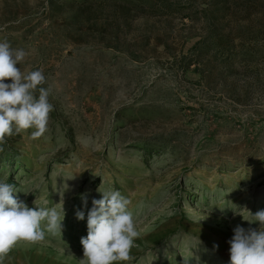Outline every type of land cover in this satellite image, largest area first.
<instances>
[{
	"label": "rangeland",
	"instance_id": "rangeland-1",
	"mask_svg": "<svg viewBox=\"0 0 264 264\" xmlns=\"http://www.w3.org/2000/svg\"><path fill=\"white\" fill-rule=\"evenodd\" d=\"M0 40L54 105L44 135L7 139L0 180L65 212L62 236L5 264H80L99 188L131 200L122 264H229L233 229L264 210V0H0Z\"/></svg>",
	"mask_w": 264,
	"mask_h": 264
},
{
	"label": "clouds",
	"instance_id": "clouds-1",
	"mask_svg": "<svg viewBox=\"0 0 264 264\" xmlns=\"http://www.w3.org/2000/svg\"><path fill=\"white\" fill-rule=\"evenodd\" d=\"M28 55L25 48L0 40V151L8 138L29 129H33L30 133L33 139L44 135L54 110L49 100L50 88L44 86L47 80L43 71L22 70ZM98 191L101 198H93L92 207L87 211V235L80 238L83 259L79 262L131 261V250L140 236L129 207L131 200L116 189L99 188ZM19 192L22 191L14 183L0 180V264H5L12 250L21 243L34 245L44 242L48 235L62 236L63 207L60 211L56 207H29L17 195ZM81 199L87 208V195L82 194ZM75 215L77 220L85 219L83 210H77ZM242 217L249 225L258 224V227L235 226L227 241L229 264H264V210L254 214L248 211V218Z\"/></svg>",
	"mask_w": 264,
	"mask_h": 264
}]
</instances>
